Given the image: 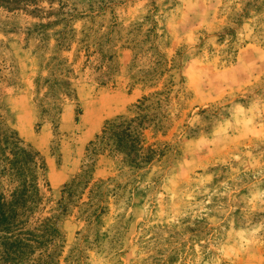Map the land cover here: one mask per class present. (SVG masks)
<instances>
[{
  "label": "rangeland",
  "instance_id": "374dc122",
  "mask_svg": "<svg viewBox=\"0 0 264 264\" xmlns=\"http://www.w3.org/2000/svg\"><path fill=\"white\" fill-rule=\"evenodd\" d=\"M0 114L65 198L55 264H264V0H0Z\"/></svg>",
  "mask_w": 264,
  "mask_h": 264
},
{
  "label": "trees",
  "instance_id": "16d2710c",
  "mask_svg": "<svg viewBox=\"0 0 264 264\" xmlns=\"http://www.w3.org/2000/svg\"><path fill=\"white\" fill-rule=\"evenodd\" d=\"M146 102L147 99H144ZM143 107H139L142 109ZM145 118V117H144ZM109 123L108 130L119 137L118 146L133 156L141 157L143 147L139 141L145 122L140 116L135 120L118 118ZM97 149L94 148V152ZM156 151L149 150L146 162L151 161ZM95 165H88L84 173L74 180L65 194L82 183L79 179L92 180ZM49 167L45 157L32 144L21 138L18 131L0 114V263L26 264L40 253L37 264H55L51 247L61 248L65 234L61 218L68 212L63 200L50 212L42 215L45 202L44 189H50Z\"/></svg>",
  "mask_w": 264,
  "mask_h": 264
}]
</instances>
